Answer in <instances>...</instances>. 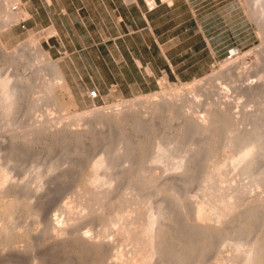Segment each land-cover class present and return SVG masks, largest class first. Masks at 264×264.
<instances>
[{
    "label": "rangeland",
    "instance_id": "1",
    "mask_svg": "<svg viewBox=\"0 0 264 264\" xmlns=\"http://www.w3.org/2000/svg\"><path fill=\"white\" fill-rule=\"evenodd\" d=\"M72 1L77 5L81 0H20L17 9L23 15L17 22L6 25L5 17L0 16V75H10L19 90L15 108L11 109L10 114L4 113V111L0 113V157L2 156L1 161L4 164V169L11 178L10 183L8 181L4 186L6 193L4 192L3 196L0 193V197L4 200L10 199L9 201H13L15 204L18 202L17 206L14 204L15 210L12 205L8 214L4 218L0 217V225L2 223L4 225L8 219L9 221L12 219L13 226L21 232L20 237L13 239L17 249L12 246L11 249L8 246L9 241H2L0 244V264H12L10 259L17 254L20 258L17 264H113L116 262L134 264L133 245L124 241L120 230L122 226L125 227L128 224L129 227H136L137 223L127 220L131 222L128 223L126 219H120L109 224V222L106 223L107 219L100 218L101 220H99L96 215H92L88 199L77 193V185L83 176L88 174L89 166L99 158H105L107 161L114 162V165L117 164L110 173L111 176L117 178L112 183V196L117 199L123 192L128 193L129 191L127 185L132 171H126L123 168L128 167L132 161L138 164L144 159L147 161V165L152 169L155 168V172L161 173L163 167L166 166L165 163L155 164L148 161L155 151H158L155 147L156 144L158 142L168 144L170 141H175L176 138L182 137L181 139H183V137L189 136L186 133H191L193 130V124L189 123V118L195 116L202 118L206 115V103L218 102L222 107L228 106L238 117L245 110L254 113L256 111L259 114L260 104L264 99L262 98L264 96V13H258L259 16H256L257 13L254 10L258 5L255 8L247 0H193L199 10L200 24L204 26L209 37L222 48L220 56L203 76L192 81L161 80L150 92H130L128 90L121 92L116 85L101 88L100 84L89 80L86 67L93 61L95 51L93 50L92 36H88L87 32L90 30L93 37L100 40L102 19L100 14L93 11L91 16L87 14L85 26L81 23V18L76 15L77 12L70 11L68 13V15H73V19H70L68 15H60V6H71ZM82 1L87 3L92 0ZM143 1L148 10H154L161 1L172 2L173 0H154L152 8L148 6L147 0ZM17 4L16 1L10 2V5ZM17 9L14 11H18ZM174 17L187 18V12H175ZM23 21L26 24L25 28L22 25ZM190 25L193 26V23ZM60 31L61 34H59ZM36 37L48 57L56 61L61 69H68V73H64L66 83L55 84L51 95H47L45 92V87L52 83L53 78L52 71L46 67L47 59L44 56L33 57L35 55L32 50H35L34 46L30 48V55L24 58L16 53L27 43L34 45ZM85 46L88 48L73 54V58L70 57V48L82 49ZM233 47L239 49L241 58L237 59L239 55L229 56L228 51ZM79 54L81 57H77ZM235 58L236 62L234 68L230 69V73L228 71L223 78H212L215 80L213 83L217 85L216 87L211 83V79L208 80L209 82L207 81V86H212V92L209 88L208 91L211 93L207 91L206 95L199 98L202 104L197 109H189L179 102L181 105H176L173 110L165 109L166 111L163 110L162 113L155 114L154 116L157 115L156 118L154 117L155 122L153 123L156 127L155 132L151 133L152 135L149 134L150 136L144 134L143 147L138 153L136 152L137 156L126 154L130 145L122 141L123 137L126 134L130 137L136 136L140 129L138 127H142L138 122L145 124L146 120L152 116L146 105L141 104L137 98L160 92L162 87L171 89L195 80H207L214 72L221 70L224 63ZM30 64L34 66H30ZM40 65L43 69L41 73L36 69ZM17 75L28 78V83H22ZM250 84L261 86L253 97L248 93L245 94L246 92L242 90L243 86ZM91 90L97 91V97L89 95ZM127 100H137L134 104L133 101L132 103L128 102L130 106L131 104L135 105V107L133 106L135 111L127 112L126 123L121 128L112 123L98 124V121H94L96 118L81 120L75 118L77 113L104 108ZM35 101H38L37 105L34 104ZM186 124L189 125L185 126ZM46 125L49 126L48 129L36 132L35 127L43 128ZM239 127L242 128V124ZM234 128L236 133L238 127ZM224 154L221 152L217 159H222ZM201 157L203 156L196 157L190 162V167L194 168L192 173L196 176H199L198 173L201 175L204 172L203 169H201L203 171H199L205 164V157ZM196 165L203 167H196ZM104 172L102 171V173ZM179 172L178 170L162 173L164 179L175 173L176 184L185 196L186 205L192 208L205 199L204 189L201 186L203 184L196 178L192 182L185 183L187 176ZM229 172L228 176L220 181L222 189L225 190L228 187L229 190V185L240 187L246 184L247 188L248 186L250 188L248 189L250 190L249 202L254 199L252 201L255 202L251 203L257 205L256 196H260L259 201L261 198L264 200V188L251 186L249 178L239 175L238 169ZM132 192L129 191L128 195L134 198ZM81 197L85 198L87 203L89 202L88 207L86 206L88 204H83L85 201ZM12 198L14 200L16 198L17 202H14ZM131 205L130 202L123 205V213H125L122 217L130 218L137 215V212L134 213L135 203L131 207L134 208L133 210L130 208ZM80 215L81 219H78ZM49 217L54 219V226L71 227L72 224H75L70 228L73 230L70 231L72 234L64 235L63 233L62 235L61 232H58L57 227L56 232L51 230ZM74 218L78 220H74ZM230 219L227 221L233 225L231 221L234 218ZM228 222L223 226L227 228L228 225L229 227L230 223L228 224ZM108 224L111 226L108 227ZM78 233L98 241L109 242L112 247H107V250L104 248V252L96 248H87L86 245H82V247L81 244H76L73 241L74 236ZM3 244H7L6 246L10 248V255L7 254L8 249L5 246L2 247ZM31 244L34 245V248L28 251L27 247ZM218 248H215L214 251H217ZM219 250L224 255L230 252L227 246H223ZM214 251L210 257L216 256V254L213 255L216 253ZM160 263L171 264V261L167 257H155L154 264ZM172 264H175V261Z\"/></svg>",
    "mask_w": 264,
    "mask_h": 264
},
{
    "label": "bare ground",
    "instance_id": "2",
    "mask_svg": "<svg viewBox=\"0 0 264 264\" xmlns=\"http://www.w3.org/2000/svg\"><path fill=\"white\" fill-rule=\"evenodd\" d=\"M14 1L18 3L15 6L19 8L18 5L20 0H0V16L5 17L6 25L17 22L21 18V15H23L18 9V11H14V5H10V2ZM147 1L150 2L151 6L154 5L152 0ZM247 1L253 4L255 8L258 5L256 9L254 8V12L257 13L256 16H259L258 13H264V0ZM31 46H34L35 48V50L32 49L35 53L33 57L44 56L47 59L46 67L52 71V83H49L48 86L45 87L47 95H51L55 84L66 83L64 73L58 63L51 60L47 53L43 51L41 43L37 37L34 45L27 43L23 48L18 49L16 53L22 58L29 56ZM241 57L242 56L239 55L237 59ZM235 62L236 58L227 61L223 64L221 70L214 72L207 80H195L194 82L183 86L172 87L171 89H165L162 87L163 89L160 92L137 98L141 104L143 103V105H146L148 112L152 116L146 120L147 122L145 124L137 121L142 127H138V129H140L137 131L138 134L136 136L132 135L134 137H130L126 134L123 137L122 141H125L130 145V148H127L128 150L126 151V154L134 156L136 152L138 153L143 147V136L149 134L152 135L151 133L155 132L156 127L153 124L155 122L154 117L156 118L157 116H154L155 114L160 113L165 109L173 110L176 105H181L179 102H182L183 106L188 107L189 109H197V107L202 104L199 98L206 95L209 88H212V86H207V81L211 79L210 81L213 83L215 81L214 79L225 77L224 75H227L228 71L230 73L232 67L234 68ZM30 66L34 65L30 64ZM25 68H27V66ZM36 69L40 73L43 70L41 65ZM1 75L0 113L4 111V113L7 112L10 114L18 97V85L13 82V78H11L10 75ZM17 78L20 79L22 83H28L29 81L28 78L20 77L19 75H17ZM212 78L214 79L212 80ZM211 83L209 84L211 85ZM216 86L217 85H215V87ZM260 88L261 86L258 84H250L245 87L243 86L242 90L243 92H246L245 94L248 93L253 97ZM210 91L212 92V89ZM210 91H208V93ZM262 98H264V96ZM132 101L134 104L137 100H127L104 108H96L83 113H77L75 118L77 120L83 118H96L94 121H98V124L112 123L121 128L126 123L127 112L134 110L135 105L131 104L130 106L128 104V102L132 103ZM34 104L37 105L38 101H35ZM206 105V115L202 118H197L196 116L189 118V123L193 124V130L191 133L187 131L188 133L186 134H189V136L187 135L188 138L184 134L187 140L185 137H183V139L180 137L176 138L175 141H170L168 144H162L161 142L156 144L155 147L158 151H155L154 155L148 161L155 164H166V166L163 167L164 169H162L163 171L161 170V173L159 172L160 174L155 172V168L152 169L151 166L147 165V161L144 159L138 164L133 163L134 161H132L128 167L123 168L126 171H132L131 175L129 174L130 177L127 189L130 192L134 191L132 192L134 198H131L132 196L129 197V191L128 193L123 192V194L117 199L113 198L112 183L114 182L113 180L117 178L111 176L110 173L114 170L115 165L117 164L114 165V162L107 161L105 158H99L97 161L95 160V162L89 166L88 174H85L83 179L77 185L76 190L78 195L88 199L87 201L90 202V211L92 215H96L99 220L102 218L107 219L108 221L106 220V223L109 222V224L120 219H126V221L131 220L132 222L134 221L137 223L136 227H129L128 224L125 227L122 226L120 230L121 237H123L124 241L133 245L132 250H134V254L132 255L134 256V264H154L155 257H167L169 261H171V264L174 263V261L175 264H264V200L261 198L263 202L261 200L260 202V196H256L257 205L253 204L255 201L252 200L254 199H251V202L253 203L249 202L248 197L250 190L248 189L250 188L249 186L247 188L246 184L240 187L229 185V190L228 187L224 190L220 186V181L228 176V173H230L229 171L238 169L237 173L239 175L249 178V183L250 185L252 184L251 186L264 188V99L262 104H260V110L258 109L259 114H257L256 111L254 113L245 110L238 117L233 114V111H231L228 106L222 107L218 102L206 103ZM5 117L6 115L4 116V119ZM5 122L6 121H4V123ZM241 124L243 126L242 128L239 127ZM187 125L189 124H186L185 126ZM234 127H238L236 133ZM35 128L37 129L36 132H39L43 129H48L49 126L46 125L43 128L37 126ZM221 152H224L225 154L223 155V158L221 157L222 159L219 160L217 157ZM199 156L205 157V164L204 167L201 165H196V167H203L200 168L199 171L204 170V172L201 175L198 173L199 176H196L192 173L194 168L192 169L190 167V162H192V159ZM1 157L0 193L3 196V193L6 191L4 186L8 181L10 183L11 178L4 169ZM178 170L180 171L179 173L187 176L185 180L187 182L185 183H188V181L192 182V180L196 178V180H200L203 184L201 186H203L202 188L204 189L203 193L205 199L200 201L198 205L194 202L196 206H193L192 208L186 205L185 196L180 191L178 184H176L177 177L174 175L175 173L168 178L165 177L166 179H164L162 173ZM102 171L105 172L102 173ZM9 200H4L0 197V217L4 218L5 215L8 214L12 205L13 209L14 207L16 209V204H18V202L13 199L14 202H17L15 204L13 201ZM187 200L189 199L187 198ZM89 202L87 203L85 201L83 204H88L86 205L88 207ZM128 202L132 203L130 208L133 206V203H135L136 207L133 209L135 210L134 213L137 212V215H135L136 217H122L125 213H123V205H125V203L128 204ZM229 217L234 218L231 221L233 222V225L230 221H227L230 219ZM79 218L81 219V215L78 219ZM78 219L74 218V220ZM11 221L8 219L4 222V225H2L3 223L1 224L2 226L0 225V244L2 241H9L8 246L15 247L16 242L13 239L20 237L21 232H19V229L17 231ZM49 221L51 230L56 232L57 227V229H59L58 232H61L62 235L63 233L64 235L72 234L70 232L72 229L70 230V228L75 224H72L71 227L65 225L54 226L55 223L52 217H49ZM127 222L131 223L129 221ZM226 222H228V224L230 223L232 226L229 225L228 227L227 225V228L224 227L223 225ZM109 224L108 227L111 226ZM133 224H131V226H133ZM110 230H112V227H110ZM73 241L76 242V244H81V246L86 245L87 248H96L101 251L104 248L107 250V247L110 248L109 246L112 247L109 242L98 241L92 237L83 236L79 233L74 236ZM7 244H3L2 247L5 246V248L8 249L7 254H9L11 251H9L10 248L6 246ZM217 246L220 248L227 246L230 252L228 254L226 253L227 255L222 253V255L219 250L220 248ZM5 248H3L4 251H6ZM33 248L34 245L31 244L27 247V250H33ZM215 248H218L219 252L217 249V251H214ZM15 249L17 248L15 247ZM213 251L216 252L213 254H216V256L210 257ZM19 259L20 258L17 254L12 256L10 260L14 264H17L20 261ZM122 263L123 262H116L113 264Z\"/></svg>",
    "mask_w": 264,
    "mask_h": 264
},
{
    "label": "crops",
    "instance_id": "3",
    "mask_svg": "<svg viewBox=\"0 0 264 264\" xmlns=\"http://www.w3.org/2000/svg\"><path fill=\"white\" fill-rule=\"evenodd\" d=\"M71 3L60 6V15L77 12L84 25L87 14L94 11L101 16L100 40L87 32L95 55L86 67L89 80L101 88L116 85L121 92H150L161 80L192 81L220 56L222 48L200 24L193 0L161 1L154 10H148L143 0ZM182 11L187 18L174 17ZM68 16L73 19L72 14ZM86 48H70V57ZM62 71L68 73V69Z\"/></svg>",
    "mask_w": 264,
    "mask_h": 264
},
{
    "label": "built area",
    "instance_id": "4",
    "mask_svg": "<svg viewBox=\"0 0 264 264\" xmlns=\"http://www.w3.org/2000/svg\"><path fill=\"white\" fill-rule=\"evenodd\" d=\"M152 1L154 2V0H152ZM147 4L151 8L153 7V5L152 6L150 5V2H148ZM14 9H17V6H14ZM22 25L24 28L26 27V24L24 23V21H23ZM228 53H229V56H236L239 53V49L237 47L230 48ZM89 95L91 97H97L98 93L96 90H91V91H89Z\"/></svg>",
    "mask_w": 264,
    "mask_h": 264
}]
</instances>
